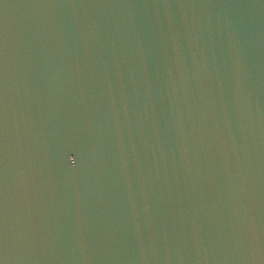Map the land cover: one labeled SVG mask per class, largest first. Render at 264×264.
Wrapping results in <instances>:
<instances>
[{
	"label": "water",
	"instance_id": "1",
	"mask_svg": "<svg viewBox=\"0 0 264 264\" xmlns=\"http://www.w3.org/2000/svg\"><path fill=\"white\" fill-rule=\"evenodd\" d=\"M0 264H264V0H0Z\"/></svg>",
	"mask_w": 264,
	"mask_h": 264
}]
</instances>
